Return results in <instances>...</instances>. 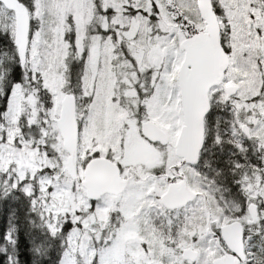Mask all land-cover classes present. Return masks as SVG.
I'll return each instance as SVG.
<instances>
[{
  "label": "snow or ice",
  "instance_id": "6c2138e0",
  "mask_svg": "<svg viewBox=\"0 0 264 264\" xmlns=\"http://www.w3.org/2000/svg\"><path fill=\"white\" fill-rule=\"evenodd\" d=\"M0 264H264V0H0Z\"/></svg>",
  "mask_w": 264,
  "mask_h": 264
}]
</instances>
